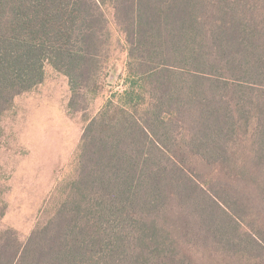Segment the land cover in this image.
Here are the masks:
<instances>
[{
  "label": "trees",
  "instance_id": "16d2710c",
  "mask_svg": "<svg viewBox=\"0 0 264 264\" xmlns=\"http://www.w3.org/2000/svg\"><path fill=\"white\" fill-rule=\"evenodd\" d=\"M113 31L127 52L124 91L88 121L54 217L26 243L0 230V264L245 255L229 236L249 234L251 200L232 178L250 137L264 199V0H0V120L46 64L68 77L75 107L113 57Z\"/></svg>",
  "mask_w": 264,
  "mask_h": 264
},
{
  "label": "rangeland",
  "instance_id": "374dc122",
  "mask_svg": "<svg viewBox=\"0 0 264 264\" xmlns=\"http://www.w3.org/2000/svg\"><path fill=\"white\" fill-rule=\"evenodd\" d=\"M113 32V57L104 64L93 90L78 95L75 107L68 77L46 64L44 82L17 97L0 120V230H13L22 243L67 199L88 121L124 91L127 52L119 43L121 36ZM251 147L250 137L239 139L235 158L240 170H234L232 179L241 195L251 200L244 229L256 242L236 231L229 238L243 244L247 256L186 248L191 264H264V199L254 179L258 174L251 169ZM195 168L203 175L220 176L219 170L203 163Z\"/></svg>",
  "mask_w": 264,
  "mask_h": 264
}]
</instances>
